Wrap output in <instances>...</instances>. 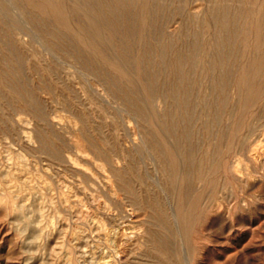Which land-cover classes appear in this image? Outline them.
Segmentation results:
<instances>
[{
  "label": "rangeland",
  "instance_id": "374dc122",
  "mask_svg": "<svg viewBox=\"0 0 264 264\" xmlns=\"http://www.w3.org/2000/svg\"><path fill=\"white\" fill-rule=\"evenodd\" d=\"M19 1L0 264H264V0Z\"/></svg>",
  "mask_w": 264,
  "mask_h": 264
},
{
  "label": "bare ground",
  "instance_id": "6f19581e",
  "mask_svg": "<svg viewBox=\"0 0 264 264\" xmlns=\"http://www.w3.org/2000/svg\"><path fill=\"white\" fill-rule=\"evenodd\" d=\"M39 1V0H38ZM49 2H51L52 3V5H51V7H50V9H55L54 11H56V12H61V11H63L62 9H61V6L60 5H58V3H55V0H48ZM14 2V1H13ZM20 2V4H21V0L19 1ZM25 2H27V1H25ZM15 3H16V0H15ZM14 3V4H15ZM35 3V2H34ZM50 3V4H51ZM18 5V4H17ZM35 5H37V4H35ZM63 6V5H62ZM90 6V5H89ZM16 8H17V6H16ZM37 8V7H36ZM40 9H41V6H40ZM47 9H48V7H47ZM93 9V8H92ZM66 10V9H65ZM103 11V10H102ZM224 11V10H223ZM49 14V13H48ZM64 17V16H63ZM58 19V18H57ZM59 20H60V18H59ZM63 23V22H62ZM202 25V24H201ZM56 30V29H55ZM241 30V29H240ZM224 33V32H223ZM241 42V41H240ZM123 43V42H122ZM248 43V42H247ZM230 44V43H229ZM233 46V45H232ZM240 46V45H239ZM91 47H93L92 45H91ZM227 47V46H226ZM234 49V48H233ZM10 52V51H9ZM118 62V61H117ZM235 62V61H234ZM198 65V64H197ZM47 66V65H46ZM116 68H117V66H116ZM211 70V69H210ZM19 72V71H18ZM149 76V75H148ZM129 77V76H128ZM211 78V77H210ZM180 79V78H179ZM155 80V79H154ZM209 80V79H208ZM139 81V80H138ZM146 81V80H145ZM120 82V81H119ZM181 82V81H180ZM146 89V88H145ZM219 90V89H218ZM183 92V91H182ZM158 94V93H157ZM247 94H249V93H247ZM3 95V94H2ZM252 96V95H251ZM177 97V96H176ZM205 97V96H204ZM254 97V96H253ZM39 100V99H38ZM257 100V99H256ZM155 106H156V104H155ZM205 107V106H204ZM138 117V116H137ZM14 121V120H13ZM173 124V123H172ZM214 127V126H213ZM167 130V129H166ZM171 136V135H170ZM19 137V136H18ZM144 137V136H143ZM146 139V138H145ZM158 140V139H157ZM181 140V139H180ZM107 142V141H106ZM18 143V142H17ZM143 144V143H142ZM146 147V146H145ZM179 153V152H178ZM45 154V153H44ZM163 154V153H162ZM159 161V160H158ZM176 162V161H175ZM142 163H143V161H142ZM219 164V163H218ZM121 165V164H120ZM176 165V164H175ZM164 170V169H163ZM167 172V171H166ZM180 176V175H179ZM155 178V177H154ZM192 180V179H191ZM161 189V188H160ZM165 190V189H164ZM109 191V190H108ZM160 192V191H159ZM141 193V192H140ZM180 193V192H179ZM57 194V193H56ZM178 194V193H177ZM176 195V194H175ZM180 195V194H179ZM178 204H179V202H178ZM177 204V205H178ZM135 205V204H134ZM182 205V204H181ZM122 209V208H121ZM70 211V210H69ZM173 214H175V213H173ZM174 216V215H173ZM124 219V218H123ZM120 224V223H119ZM128 224V223H127ZM109 225V224H108ZM118 228V227H117ZM161 231V230H160ZM3 234V233H2ZM120 240V239H119ZM136 255V254H135ZM107 263V262H106Z\"/></svg>",
  "mask_w": 264,
  "mask_h": 264
}]
</instances>
